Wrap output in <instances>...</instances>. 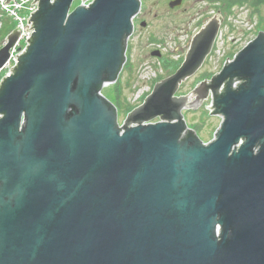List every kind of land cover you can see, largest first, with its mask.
I'll return each instance as SVG.
<instances>
[{
  "label": "water",
  "instance_id": "water-1",
  "mask_svg": "<svg viewBox=\"0 0 264 264\" xmlns=\"http://www.w3.org/2000/svg\"><path fill=\"white\" fill-rule=\"evenodd\" d=\"M36 1L0 83V264H264V31L179 96L214 50L216 15L121 125L102 92L127 64L141 0ZM209 98L223 120L205 143L184 112Z\"/></svg>",
  "mask_w": 264,
  "mask_h": 264
},
{
  "label": "rangeland",
  "instance_id": "rangeland-1",
  "mask_svg": "<svg viewBox=\"0 0 264 264\" xmlns=\"http://www.w3.org/2000/svg\"><path fill=\"white\" fill-rule=\"evenodd\" d=\"M172 1L174 0H141L142 9L134 19L135 32L128 43L127 64L132 65L133 70L130 73L124 68L118 81L121 83L122 99H125V102L131 96L133 87L137 86V76L145 65H157L158 62L163 63L165 60L185 59L194 36L216 15H219L222 21V39L203 68L182 85L179 96L191 94L206 77L210 78L209 75L213 76L221 72L232 54L239 53L261 31H264V4L254 15L251 7H243L246 15L242 17L241 8L234 9L235 16H227L221 12L218 3H214L213 0H184L183 5L175 9L170 7ZM82 2V0H77L72 10L80 6ZM91 2L93 0L86 4L89 5ZM26 14V11L21 12V15ZM144 23L145 26H143ZM248 25L254 26L252 35L245 32ZM0 26L4 28V33L2 30L0 32V43H2L7 39V37L3 38L4 35H9L16 29V23L1 6ZM158 50L164 54L161 58L153 56V53ZM177 70V66L166 69L163 78L171 77ZM6 75V71L0 74V83ZM103 93L110 101H117L116 85L106 87ZM212 104V99L209 98L199 109L184 112L190 128L197 129L198 135L205 143L214 139L223 120L222 117L211 114ZM126 118L127 114L120 113L121 125Z\"/></svg>",
  "mask_w": 264,
  "mask_h": 264
},
{
  "label": "built area",
  "instance_id": "built-area-1",
  "mask_svg": "<svg viewBox=\"0 0 264 264\" xmlns=\"http://www.w3.org/2000/svg\"><path fill=\"white\" fill-rule=\"evenodd\" d=\"M0 0V6L6 11L10 17L16 23V29H19V33L22 35L19 37L17 43L11 50V56L4 68L0 71V74L7 72V76L11 74L12 69L18 64V59L28 47L29 41L32 39L34 31H31L28 35L24 36L25 29L28 28L32 16L38 11L39 3L36 0ZM22 11H26V15H21ZM3 29L0 26V32ZM254 26L248 25L245 28V32L249 35L253 34ZM222 39V33L218 39V43ZM8 44V41L0 43V49ZM164 68L161 62L158 64H147L140 71L137 76V86L134 87V91L129 97V104L131 106L140 105L144 99L152 92L153 84L163 76Z\"/></svg>",
  "mask_w": 264,
  "mask_h": 264
},
{
  "label": "trees",
  "instance_id": "trees-1",
  "mask_svg": "<svg viewBox=\"0 0 264 264\" xmlns=\"http://www.w3.org/2000/svg\"><path fill=\"white\" fill-rule=\"evenodd\" d=\"M213 1L214 3H218V5L220 6L219 9L221 10V12H224L227 16L232 15L233 10L236 7L242 8L245 6L251 7L253 9L252 14L254 15L255 13H258L260 11L261 5L264 4V0H213ZM2 33H4V28L2 29ZM7 35L8 34L2 37L6 38ZM233 57H234V54H232L228 59H232ZM183 61H184V58H182L179 61L165 60L163 64H164L165 70L170 67H174V66H177V68L179 69ZM125 69L126 71L131 73L133 70V67L132 65L127 64L125 66ZM208 77H212V75H209ZM205 79H209V78L206 77ZM122 90L123 89H122L121 83H117L116 84L117 102H115L114 104L118 107L121 113L128 115L130 112H132L134 108L128 105L127 102H125V99H123V107L120 106V104L118 103V100H122Z\"/></svg>",
  "mask_w": 264,
  "mask_h": 264
},
{
  "label": "flooded vegetation",
  "instance_id": "flooded-vegetation-1",
  "mask_svg": "<svg viewBox=\"0 0 264 264\" xmlns=\"http://www.w3.org/2000/svg\"><path fill=\"white\" fill-rule=\"evenodd\" d=\"M163 55H164V54H163ZM211 78H212V77H210L209 79H204V80H210ZM204 80H203V81H204ZM115 102H117V101H115ZM115 102H114V103H115ZM118 103L120 104L121 107H123V99H122V100H118ZM118 110H119V109H118ZM120 113H121V112H120V110H119V115H120Z\"/></svg>",
  "mask_w": 264,
  "mask_h": 264
}]
</instances>
